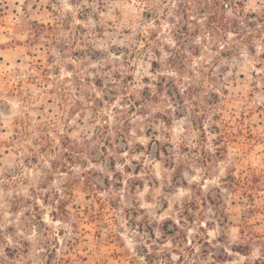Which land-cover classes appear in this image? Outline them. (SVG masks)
Wrapping results in <instances>:
<instances>
[{
    "label": "rangeland",
    "instance_id": "rangeland-1",
    "mask_svg": "<svg viewBox=\"0 0 264 264\" xmlns=\"http://www.w3.org/2000/svg\"><path fill=\"white\" fill-rule=\"evenodd\" d=\"M211 2L0 0V264H264V33Z\"/></svg>",
    "mask_w": 264,
    "mask_h": 264
},
{
    "label": "trees",
    "instance_id": "trees-1",
    "mask_svg": "<svg viewBox=\"0 0 264 264\" xmlns=\"http://www.w3.org/2000/svg\"><path fill=\"white\" fill-rule=\"evenodd\" d=\"M211 5L213 11L210 13V16L208 18L207 26L210 29L211 35L214 39L222 38L226 41L227 44L229 41V34L233 33L235 36H237V40L239 41L238 43H236V47H240L241 45H245L247 43L251 46L253 45L256 36H262V34L264 33V15L259 16L254 11L245 12L244 9H239V5H241V3L232 0H212ZM229 11L232 12V15L227 14ZM244 18L247 19V28H244L242 26V24L245 22L243 20ZM228 50H231V48L228 47ZM153 64L157 65L158 63L157 61H153ZM175 90V92L173 90H170L168 92L170 93V95L178 98L179 100L184 99V94H190L188 90ZM164 152L168 154L169 151L167 149H164ZM248 197L252 198V195H248ZM210 200L215 206H219L220 202H217L211 196ZM253 206L254 205H252L251 207L250 205L248 213L252 211ZM219 216L221 217L224 215L223 213H221ZM168 224L172 225L173 228L170 229L168 227H165L164 231L166 233L173 235L175 234V230L180 231L177 223L173 221L165 222V225Z\"/></svg>",
    "mask_w": 264,
    "mask_h": 264
}]
</instances>
